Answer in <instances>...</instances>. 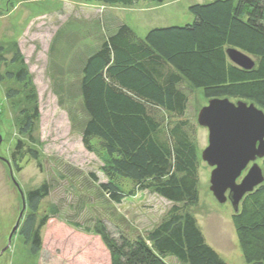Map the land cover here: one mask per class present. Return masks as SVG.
<instances>
[{
	"label": "trees",
	"instance_id": "16d2710c",
	"mask_svg": "<svg viewBox=\"0 0 264 264\" xmlns=\"http://www.w3.org/2000/svg\"><path fill=\"white\" fill-rule=\"evenodd\" d=\"M83 1L129 7L170 0ZM188 12L191 24L153 29L144 38L123 22L107 27L96 47L72 67L71 79L62 71L64 82H54L62 105L69 96L71 105L75 100L81 104V145L103 161L100 171L107 183L97 186L101 194L121 205L150 191L172 205L164 221L145 236L131 238L120 228L111 233L100 220L93 222V230L86 227L85 233L104 246L110 264H168V258L179 264H227L188 212L198 205L199 164L189 136L193 129L183 119L188 97L182 86L201 90L206 100L244 101L264 112V0H214L191 5ZM230 50L249 57L253 67L236 66L227 55ZM4 61L0 56V64ZM6 79L17 81L29 94L18 114L21 135L32 140L39 117L37 95L24 70L7 73ZM20 93L11 91L7 97L12 100ZM22 147L17 142L10 155L14 172L22 171ZM27 153L38 160L36 152ZM261 167L264 171V158ZM119 181L132 186L121 189ZM52 188L45 181L25 194L31 213L17 234L33 256L42 251V231L50 216L37 218ZM50 208L56 217L58 207ZM232 223L244 263L264 264V183L243 197Z\"/></svg>",
	"mask_w": 264,
	"mask_h": 264
},
{
	"label": "rangeland",
	"instance_id": "374dc122",
	"mask_svg": "<svg viewBox=\"0 0 264 264\" xmlns=\"http://www.w3.org/2000/svg\"><path fill=\"white\" fill-rule=\"evenodd\" d=\"M212 1L170 0L161 5L124 7L83 0H0V56L5 60L0 64V264H110L104 246L85 233L86 227L92 229L93 222L100 220L111 233L120 228L134 238L145 236L164 221L172 205L150 191L138 192L121 205L110 203L101 194L97 186L107 183L100 171L103 161L81 145V104L75 100L71 105L70 96L65 95L68 100L62 105L54 82H64V72L65 79H71L72 67L96 47L107 27L123 22L144 38L153 29L191 24L189 6ZM20 70L28 74L27 80L37 95L39 117L32 140L21 135L23 119L18 114L29 94L17 81L6 79L7 73L17 74ZM182 89L188 97L183 119L193 129L189 136L196 146L199 164L198 205L188 212L206 243L227 264H245L232 223L233 207L229 201L220 204L213 197L210 175L215 167L202 160V153L209 147L208 129L199 125L198 116L211 100L186 84ZM11 91L21 93L9 100ZM19 141L23 146L19 153L23 154L22 171L14 172L10 155ZM28 149L36 152L37 161L32 160ZM253 164L261 168L264 178L261 159H256L248 164L237 184ZM92 175L97 183L93 184ZM45 181L52 183L53 191L41 203L36 218L39 222L50 217L42 231V251L33 256L17 233L31 213L24 203L25 194ZM118 186L127 190L132 185L119 181ZM52 206L59 209L54 218ZM75 224L81 227L77 229ZM165 261L179 264L173 258Z\"/></svg>",
	"mask_w": 264,
	"mask_h": 264
},
{
	"label": "water",
	"instance_id": "95a60500",
	"mask_svg": "<svg viewBox=\"0 0 264 264\" xmlns=\"http://www.w3.org/2000/svg\"><path fill=\"white\" fill-rule=\"evenodd\" d=\"M227 55L242 69L253 67L251 59L238 51L230 50ZM198 123L208 129L209 147L202 153V160L215 167L210 175V192L220 204L229 201L237 212L243 197L264 182L261 168L253 164L237 184L250 162L264 158V112L243 101L233 104L228 99H216L200 111Z\"/></svg>",
	"mask_w": 264,
	"mask_h": 264
}]
</instances>
